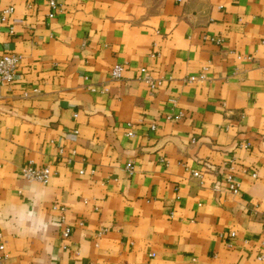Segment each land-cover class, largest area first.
<instances>
[{
    "label": "crops",
    "instance_id": "crops-1",
    "mask_svg": "<svg viewBox=\"0 0 264 264\" xmlns=\"http://www.w3.org/2000/svg\"><path fill=\"white\" fill-rule=\"evenodd\" d=\"M49 1L0 0L2 264H264V0Z\"/></svg>",
    "mask_w": 264,
    "mask_h": 264
},
{
    "label": "built area",
    "instance_id": "built-area-1",
    "mask_svg": "<svg viewBox=\"0 0 264 264\" xmlns=\"http://www.w3.org/2000/svg\"><path fill=\"white\" fill-rule=\"evenodd\" d=\"M50 6L52 7L53 11L49 13V17H54L55 12L61 8V3L59 0H50L49 1ZM13 10L12 7H8L6 9H1L0 12L2 14V17L5 19L6 14L8 12H11ZM22 60V55L15 51H9L4 52L0 54V85H5L12 83L17 78L16 69L19 66L20 62ZM126 69V64L118 62L114 64L112 70H111V77L114 80H122L124 78L123 73ZM209 70V66H205L201 72V74L197 76H191L190 80H200L206 78V72ZM141 72V80L146 83L149 87V89L152 92H156L166 81L165 77L162 76H154L150 69L147 66H143L140 68ZM38 91V89H35ZM27 93H25L26 95ZM182 115V114H181ZM156 125L152 124V129H155ZM249 144H242V146H248ZM229 172L225 175V182L229 190H231L233 193H238L241 189V182L238 179V177L235 175L234 171L236 169V161L235 159H230L227 162ZM127 171L129 173L134 172V167L132 164L127 165ZM84 172V171H82ZM92 172L94 170L92 169ZM22 174L24 177L30 180H36L42 183H47L49 179L51 178L53 174V169L51 164H46L41 167L35 166L32 162H29L26 166L22 169ZM194 176L201 177V172L194 171ZM257 173H253V176H256ZM53 209L58 212L59 214V220L62 224L61 227V235L63 238L67 239L72 234V225L68 222L67 212L68 208L65 204L56 202L53 205ZM79 224H83L81 221ZM236 232L232 231L231 236L235 237ZM261 246L264 247V241L261 243ZM4 251H5V245L0 244V264L3 263L4 260ZM258 259L262 260L264 259V254L260 253L257 256Z\"/></svg>",
    "mask_w": 264,
    "mask_h": 264
}]
</instances>
